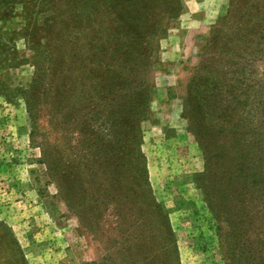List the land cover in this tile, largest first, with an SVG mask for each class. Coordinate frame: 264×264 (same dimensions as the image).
Returning <instances> with one entry per match:
<instances>
[{"label":"rangeland","instance_id":"obj_1","mask_svg":"<svg viewBox=\"0 0 264 264\" xmlns=\"http://www.w3.org/2000/svg\"><path fill=\"white\" fill-rule=\"evenodd\" d=\"M180 2L150 46L151 97L140 121L150 189L168 210L181 264H264V190L233 195L232 209H221L218 184L201 175L206 163L217 173L230 166L225 156L236 144L228 138L241 136L240 148L251 152L264 148V0ZM31 4L0 0V219L28 264H108L58 193L33 132L32 115L35 131H44L48 105L31 101L37 88L29 85L36 67L43 73L62 58L69 31L46 29L51 11ZM207 92L211 103L202 102ZM218 133L226 142L211 160L204 149Z\"/></svg>","mask_w":264,"mask_h":264},{"label":"trees","instance_id":"obj_2","mask_svg":"<svg viewBox=\"0 0 264 264\" xmlns=\"http://www.w3.org/2000/svg\"><path fill=\"white\" fill-rule=\"evenodd\" d=\"M31 1L32 10L51 11L44 19L46 29L69 31L62 58L50 61L43 73L36 67L29 85L37 88L30 91L31 101L48 105L44 131H35V113L32 124L58 193L84 231L103 246L108 264H181L168 210L152 195L140 149L156 43L150 46L180 12V0ZM103 30L108 34L99 36ZM146 50L151 54L144 55ZM192 91L199 93L197 85ZM204 95L202 102L213 101V94ZM241 140L228 138V146L236 145L234 154L225 156L230 166L224 172L206 163L201 174L218 184L221 209H232L233 195L264 190V148L258 153L241 149ZM208 141L210 151L204 152L213 160L226 140L218 133ZM0 264H28L1 219Z\"/></svg>","mask_w":264,"mask_h":264}]
</instances>
